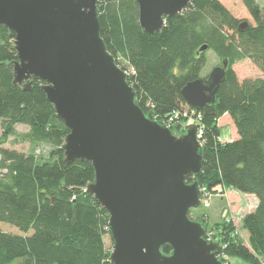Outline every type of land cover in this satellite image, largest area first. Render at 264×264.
I'll return each instance as SVG.
<instances>
[{
  "label": "trees",
  "instance_id": "obj_1",
  "mask_svg": "<svg viewBox=\"0 0 264 264\" xmlns=\"http://www.w3.org/2000/svg\"><path fill=\"white\" fill-rule=\"evenodd\" d=\"M241 2L254 22L243 31L218 0L193 1L180 15L166 17L152 37L139 26L134 0H98L97 12L100 37L127 72L135 101L150 120L164 121L175 111L189 109L181 90L207 78L201 77L205 51L211 50L220 65L227 63L214 103L200 111L202 161L195 180L213 195L219 188L221 194L233 190L252 195L257 205L241 220L247 245L230 221L209 229L202 220L207 232H217L222 256L264 264V80L239 82L232 70L235 63L248 60L264 76V19L255 0ZM13 39L14 34L0 26V224L19 232L0 229V264H111V249L104 243L108 213L85 191L94 170L80 160L64 163L69 131L46 100L43 82L32 78L29 91L13 86ZM224 115L231 119L237 139L222 143L217 123ZM16 125L28 131L19 134ZM10 137L28 143L30 152L4 148ZM42 144L50 146L45 157L34 154ZM193 180L185 177L186 183ZM161 251L169 255L171 248Z\"/></svg>",
  "mask_w": 264,
  "mask_h": 264
},
{
  "label": "water",
  "instance_id": "obj_2",
  "mask_svg": "<svg viewBox=\"0 0 264 264\" xmlns=\"http://www.w3.org/2000/svg\"><path fill=\"white\" fill-rule=\"evenodd\" d=\"M134 1L139 26L152 37L166 17L195 0ZM97 2L0 0V26L14 34L12 84L29 91L32 78L43 82L46 100L69 131L64 163L92 166L94 180L85 191L108 213L111 264H225L219 242L204 238L205 221L189 217L201 205L198 125L181 133V124L152 121L139 108L127 72L100 37ZM247 26L241 22L238 29ZM226 67L223 62L207 78L187 83L181 90L186 105L199 112L211 106Z\"/></svg>",
  "mask_w": 264,
  "mask_h": 264
},
{
  "label": "rangeland",
  "instance_id": "obj_3",
  "mask_svg": "<svg viewBox=\"0 0 264 264\" xmlns=\"http://www.w3.org/2000/svg\"><path fill=\"white\" fill-rule=\"evenodd\" d=\"M228 11L240 22H247L250 25H254V22L242 4L241 0H218ZM259 5L262 13V18L264 19V0H255ZM206 65L201 72V77L208 76L211 71L220 65V62L216 58L215 54L211 50L205 51ZM122 66L127 67L125 63L121 62ZM232 70L236 75L239 82L245 80H264L263 74L258 68H256L250 61L243 60L235 63L232 66ZM15 131L19 134L26 133L28 127L23 125H16L14 127ZM219 129V139L220 142H231L237 139V134L235 127L228 115H224L218 121ZM2 132V126L0 122V134ZM175 133V132H174ZM14 138L10 137L8 141L3 144L4 148L16 150L21 153H29L31 146L28 143H15ZM50 150V146L46 144L39 145L34 148V154L37 156H46ZM202 190L203 188H199ZM231 192H228L227 197H218L215 195L207 196L203 203L197 209H190L189 215L195 220L206 219L208 228L215 225L222 224L223 222L230 221L234 227L235 231L238 233L240 239L247 245V233L241 229V220L248 213L252 212L255 207V198H250L247 195L240 192L234 191L233 194L237 197H231ZM251 200V201H250ZM203 217V218H201ZM0 229L4 232H10L13 234H19L15 227L8 224L1 223ZM209 232V231H208ZM212 241L218 242L215 236L216 231H210ZM106 248L111 249L112 242L109 236L104 239ZM220 244V243H219ZM225 264H247L237 258L222 256Z\"/></svg>",
  "mask_w": 264,
  "mask_h": 264
},
{
  "label": "built area",
  "instance_id": "obj_4",
  "mask_svg": "<svg viewBox=\"0 0 264 264\" xmlns=\"http://www.w3.org/2000/svg\"><path fill=\"white\" fill-rule=\"evenodd\" d=\"M189 109L187 110H184V111H175L173 112L169 117L168 119L164 120V121H161L163 122L166 126H171L173 125L174 123H178V124H181V133H184V126L188 125V124H196L198 125V129H197V139L201 145V138H202V134H203V131H202V128H201V115H200V112L193 109V108H190L188 107ZM152 121H156V120H152ZM200 190V189H199ZM221 194V191L218 190L217 191V194L215 195H220ZM212 194L208 193L205 191V189L203 188L202 190H200V201H201V204L203 203V200L206 199L207 196H211ZM237 234V232H236ZM204 238L207 240V241H212V237H211V234L210 232H207L206 231V234L204 236Z\"/></svg>",
  "mask_w": 264,
  "mask_h": 264
},
{
  "label": "crops",
  "instance_id": "obj_5",
  "mask_svg": "<svg viewBox=\"0 0 264 264\" xmlns=\"http://www.w3.org/2000/svg\"><path fill=\"white\" fill-rule=\"evenodd\" d=\"M219 121V120H218ZM217 125H218V123H217ZM220 140V139H219ZM219 190H220V188H219ZM228 192H231L230 194H231V197H233V198H235V197H237L236 195H234L233 194V190H224L223 192H222V194H220V195H215V196H218V197H227V195H228ZM248 197H250V198H255L254 196H252V195H247ZM255 200H256V198H255ZM251 201V200H250ZM253 202H255L256 204H257V200L256 201H253ZM245 232V231H244ZM247 238H248V235H247Z\"/></svg>",
  "mask_w": 264,
  "mask_h": 264
},
{
  "label": "flooded vegetation",
  "instance_id": "obj_6",
  "mask_svg": "<svg viewBox=\"0 0 264 264\" xmlns=\"http://www.w3.org/2000/svg\"><path fill=\"white\" fill-rule=\"evenodd\" d=\"M219 66H221V65H219ZM173 134H175V135H176V133H173ZM192 220H195V219H193V218H192ZM195 221H197V220H195Z\"/></svg>",
  "mask_w": 264,
  "mask_h": 264
}]
</instances>
